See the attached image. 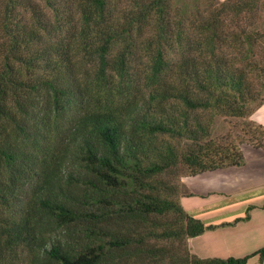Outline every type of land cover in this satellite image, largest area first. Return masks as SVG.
I'll return each mask as SVG.
<instances>
[{
	"label": "trees",
	"instance_id": "1",
	"mask_svg": "<svg viewBox=\"0 0 264 264\" xmlns=\"http://www.w3.org/2000/svg\"><path fill=\"white\" fill-rule=\"evenodd\" d=\"M172 1L0 0V264L264 259L188 246L253 206L206 223L180 202L183 176L242 165L241 143L264 149L261 0L204 17ZM219 119L231 130L217 135Z\"/></svg>",
	"mask_w": 264,
	"mask_h": 264
},
{
	"label": "crops",
	"instance_id": "2",
	"mask_svg": "<svg viewBox=\"0 0 264 264\" xmlns=\"http://www.w3.org/2000/svg\"><path fill=\"white\" fill-rule=\"evenodd\" d=\"M222 1V0H219ZM264 125V103L251 115ZM244 162L183 176L190 196H181L184 209L206 223L232 221L253 206L249 217L188 239L191 252L199 257H243L264 247V149L240 144ZM247 264H264L254 255Z\"/></svg>",
	"mask_w": 264,
	"mask_h": 264
},
{
	"label": "rangeland",
	"instance_id": "3",
	"mask_svg": "<svg viewBox=\"0 0 264 264\" xmlns=\"http://www.w3.org/2000/svg\"><path fill=\"white\" fill-rule=\"evenodd\" d=\"M217 0H173L172 1V10L180 11L182 8L186 12H199L202 17L207 16L211 10L216 6ZM224 29L226 32H234L235 27L233 23L229 20V17L223 18ZM241 21L240 25L243 26ZM253 28L262 35V39L258 42V47L255 49V52L258 56L264 59V0H261L259 3V10L254 19ZM226 54L233 53L235 50L231 48L224 49ZM252 119V118H251ZM217 135L226 133L228 130H231L229 123L223 122L221 119L217 122ZM242 144V143H241ZM241 150V149H240Z\"/></svg>",
	"mask_w": 264,
	"mask_h": 264
}]
</instances>
